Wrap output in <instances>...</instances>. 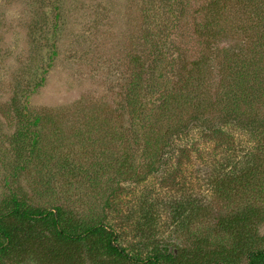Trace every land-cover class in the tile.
Segmentation results:
<instances>
[{
	"label": "rangeland",
	"instance_id": "1",
	"mask_svg": "<svg viewBox=\"0 0 264 264\" xmlns=\"http://www.w3.org/2000/svg\"><path fill=\"white\" fill-rule=\"evenodd\" d=\"M232 110L264 119V0H0L1 219L16 193L59 207L71 231L101 219L142 258L148 236L190 247L206 235L192 264H209L247 242L207 234L214 213H264V148L253 186L232 175L264 134L215 131ZM253 232L248 246H264V226ZM30 234L36 245L8 247L0 264H94L84 246Z\"/></svg>",
	"mask_w": 264,
	"mask_h": 264
},
{
	"label": "trees",
	"instance_id": "2",
	"mask_svg": "<svg viewBox=\"0 0 264 264\" xmlns=\"http://www.w3.org/2000/svg\"><path fill=\"white\" fill-rule=\"evenodd\" d=\"M230 122H233L236 127L248 131L251 138L252 136L254 138L256 132L260 133L259 129H261V131H263L262 134H264L263 118L258 116L255 120H244L240 116L234 114L233 110L224 113L220 119L215 121L214 130L221 131V128ZM259 123L262 124L259 126ZM250 137L248 136L251 143ZM263 140L264 137L262 136H260L259 140L256 139L255 152H253V150L250 152L246 150L244 155L246 160L235 165L232 173L233 179L239 178L240 180L241 178L244 184L252 183L250 173H254L258 170L252 162L255 158L260 157V152L264 148L262 144ZM249 163L250 165H248ZM248 168L249 173L247 172ZM151 170L155 171V168H151ZM143 179L144 178H142V180ZM241 181H239V183H243ZM217 184L224 188L228 187V184H224V181L221 180H218ZM253 184L255 183L251 185L253 186ZM251 185H246V187ZM5 202L10 206L7 212L8 218L4 220L0 217V237L3 239L0 240V259L3 255H7L6 251L8 247L25 250L24 246L28 248L34 245L35 241H32L33 238H31L30 233H35L34 235L42 238L47 236L43 234V230L53 233V236L58 240L73 246L74 251H76V249L79 251L83 246L86 247L90 255L89 258L94 264H117V262H121V264H192V262L195 261L197 253L200 252L201 249H208V247H210V239L206 235L199 237L197 239L198 241L190 247L182 246L181 243L169 244L167 240L160 238L156 239L152 235L148 236L147 240L143 239L142 241L145 242L147 248L152 251V253L142 258L130 255L126 248L118 243L119 235L116 229L110 224H105L101 219L95 220L81 231L76 232L68 230L63 226V211L59 207H54L52 209L33 207L26 204L23 200H18L16 193ZM187 204L192 206V203L188 200L180 201L174 208L180 213L181 210L185 209ZM250 207L251 209L249 210L233 213L230 216H224L222 213L217 215H215V213L213 214L212 218L214 222H211L212 225H208L206 230L207 234L225 232L233 236L232 233H237L236 235L247 237V242L239 239L229 248H224L223 246L222 249L213 250L211 253L213 259L209 264H238L236 262V257H238L236 254L239 251H243L241 249L244 247L247 264H264V246L260 244L256 247L248 246V242L253 238L251 232L254 230L253 233H255L259 231L261 225L264 226V213L261 215L260 209L257 206L252 205ZM10 219H15V223H8ZM149 224L150 220L148 219V222L138 224L139 228L137 229L147 234L145 230L150 228ZM39 225L41 228L38 227ZM24 230H26L27 233L23 234V237H19V232L22 231L24 233ZM261 239V241L264 242V234L261 236ZM243 244L244 247L240 246ZM53 251L54 249L51 248V252ZM103 254L109 257L103 258ZM196 264H198V262H196ZM199 264H202V261H200Z\"/></svg>",
	"mask_w": 264,
	"mask_h": 264
}]
</instances>
